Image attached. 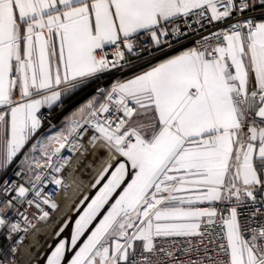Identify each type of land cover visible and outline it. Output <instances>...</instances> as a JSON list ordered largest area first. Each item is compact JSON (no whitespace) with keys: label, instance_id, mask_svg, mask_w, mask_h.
I'll list each match as a JSON object with an SVG mask.
<instances>
[{"label":"snow or ice","instance_id":"obj_1","mask_svg":"<svg viewBox=\"0 0 264 264\" xmlns=\"http://www.w3.org/2000/svg\"><path fill=\"white\" fill-rule=\"evenodd\" d=\"M0 264H264V0H0Z\"/></svg>","mask_w":264,"mask_h":264},{"label":"bare ground","instance_id":"obj_2","mask_svg":"<svg viewBox=\"0 0 264 264\" xmlns=\"http://www.w3.org/2000/svg\"><path fill=\"white\" fill-rule=\"evenodd\" d=\"M105 160H106V153L101 154V151L95 147H88L86 150L76 153L72 157V162L74 165L76 164L77 167L74 171L71 172L70 178L75 180L78 184H81L84 190H88L90 181L99 173V171L101 170V168L105 163ZM84 167H87V169L91 167L90 168L91 171L85 178H81L80 173L84 169ZM74 188H75V184L73 185V189ZM73 197H74V192L73 190H70L68 193L69 201ZM57 198H60V194H58ZM67 204L68 201L62 203V208H61L62 212L68 210ZM50 231L51 228L49 225H41L37 233L30 235L28 237L29 243L33 242L34 240L38 241L35 251H40L43 248L45 241L51 239ZM21 259L25 260L26 258L22 255Z\"/></svg>","mask_w":264,"mask_h":264},{"label":"trees","instance_id":"obj_3","mask_svg":"<svg viewBox=\"0 0 264 264\" xmlns=\"http://www.w3.org/2000/svg\"><path fill=\"white\" fill-rule=\"evenodd\" d=\"M91 94V93H90ZM86 98V97H84ZM82 101L79 97L74 98L73 100H66L64 102V108L63 111L60 112V116L66 111L74 107L75 105L79 104ZM59 109V108H58ZM56 109V110H58Z\"/></svg>","mask_w":264,"mask_h":264},{"label":"rangeland","instance_id":"obj_4","mask_svg":"<svg viewBox=\"0 0 264 264\" xmlns=\"http://www.w3.org/2000/svg\"><path fill=\"white\" fill-rule=\"evenodd\" d=\"M85 99H86V98H85ZM82 102H83V100H82ZM82 102H81V103H82ZM66 111H67V110H66ZM66 111H65V112H66ZM65 112H64V113H65ZM64 113H63V114H64ZM63 114H62V115H63ZM62 115H61V116L59 115V117H58L59 120L61 119ZM57 121H58V120H57ZM58 123H59V122H58ZM90 171H91V169L89 168V169H87L86 172H85V171L81 172L80 177H81V178H85V177L89 174Z\"/></svg>","mask_w":264,"mask_h":264},{"label":"crops","instance_id":"obj_5","mask_svg":"<svg viewBox=\"0 0 264 264\" xmlns=\"http://www.w3.org/2000/svg\"><path fill=\"white\" fill-rule=\"evenodd\" d=\"M87 98V97H86ZM82 102V101H81ZM80 102V103H81ZM78 106V104L77 105H75L74 107H72L71 109H69V110H67L63 115H66L68 112H70L73 108H75V107H77ZM63 115H62V117H63ZM62 117H61V119H62ZM58 120V121H57ZM56 121H55V123H58L59 122V119H57ZM77 163V162H76ZM76 165V164H75ZM87 167H89V166H87ZM87 167H84V169L81 171V172H83V171H85L86 172V170H87ZM91 168V167H90ZM81 174V173H80Z\"/></svg>","mask_w":264,"mask_h":264},{"label":"built area","instance_id":"obj_6","mask_svg":"<svg viewBox=\"0 0 264 264\" xmlns=\"http://www.w3.org/2000/svg\"><path fill=\"white\" fill-rule=\"evenodd\" d=\"M41 111L46 113V112H47V108H46V107H45V108H42ZM60 112H61V110L58 109V110H56V111L53 113V115L57 116V119H58V117H59V115H60ZM57 119H56V120H57ZM56 120H54L53 123H55Z\"/></svg>","mask_w":264,"mask_h":264}]
</instances>
